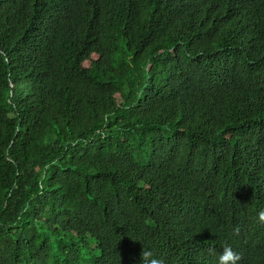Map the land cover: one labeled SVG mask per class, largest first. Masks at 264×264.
Listing matches in <instances>:
<instances>
[{
	"label": "trees",
	"instance_id": "trees-1",
	"mask_svg": "<svg viewBox=\"0 0 264 264\" xmlns=\"http://www.w3.org/2000/svg\"><path fill=\"white\" fill-rule=\"evenodd\" d=\"M264 0H0V264H264Z\"/></svg>",
	"mask_w": 264,
	"mask_h": 264
},
{
	"label": "clouds",
	"instance_id": "clouds-1",
	"mask_svg": "<svg viewBox=\"0 0 264 264\" xmlns=\"http://www.w3.org/2000/svg\"><path fill=\"white\" fill-rule=\"evenodd\" d=\"M259 220L264 222V211L259 213ZM240 259V255L234 252L230 246H224L223 251L218 255V264H239ZM140 264H163V261L155 258L150 251H143Z\"/></svg>",
	"mask_w": 264,
	"mask_h": 264
}]
</instances>
